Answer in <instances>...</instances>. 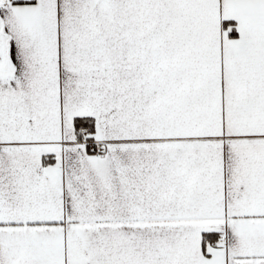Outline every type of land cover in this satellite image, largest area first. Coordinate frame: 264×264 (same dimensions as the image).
<instances>
[{
	"label": "snow or ice",
	"instance_id": "6c2138e0",
	"mask_svg": "<svg viewBox=\"0 0 264 264\" xmlns=\"http://www.w3.org/2000/svg\"><path fill=\"white\" fill-rule=\"evenodd\" d=\"M0 264H264V0H0Z\"/></svg>",
	"mask_w": 264,
	"mask_h": 264
}]
</instances>
